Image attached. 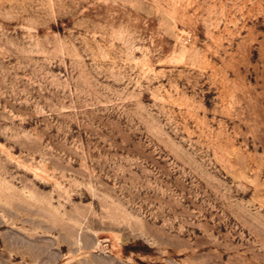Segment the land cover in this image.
I'll list each match as a JSON object with an SVG mask.
<instances>
[{"label": "rangeland", "instance_id": "rangeland-1", "mask_svg": "<svg viewBox=\"0 0 264 264\" xmlns=\"http://www.w3.org/2000/svg\"><path fill=\"white\" fill-rule=\"evenodd\" d=\"M0 264H264V0H0Z\"/></svg>", "mask_w": 264, "mask_h": 264}]
</instances>
